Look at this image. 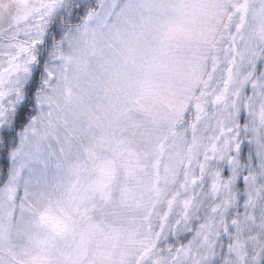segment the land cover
Instances as JSON below:
<instances>
[{"label": "snow or ice", "instance_id": "snow-or-ice-1", "mask_svg": "<svg viewBox=\"0 0 264 264\" xmlns=\"http://www.w3.org/2000/svg\"><path fill=\"white\" fill-rule=\"evenodd\" d=\"M9 2L0 0V10ZM154 7L146 0H33L16 18L0 15V157L11 160L0 169V264H52L51 251H63L53 239L29 237L19 246L23 231L13 225L28 216L50 237L77 241L66 264H264V102L257 109L264 49L240 45L248 0H219L220 36L215 26L197 34L203 64L182 91L169 90L170 136L184 152L162 173L167 140L142 153L123 126L128 113L150 112L146 101L159 94L151 73L164 66L145 67L141 57ZM66 29L83 44L76 57L56 51ZM159 31L163 46L185 27L168 22ZM30 108L47 120L35 142L29 137L40 121ZM48 138L70 161L71 179L62 190L36 181L30 192L26 178L21 194L22 173L45 163L41 140ZM149 155L152 183L121 189L122 204L142 215L129 227L105 228L94 218L104 212L96 202L107 204L118 173L134 178ZM85 174L94 176L85 183Z\"/></svg>", "mask_w": 264, "mask_h": 264}, {"label": "clouds", "instance_id": "clouds-1", "mask_svg": "<svg viewBox=\"0 0 264 264\" xmlns=\"http://www.w3.org/2000/svg\"><path fill=\"white\" fill-rule=\"evenodd\" d=\"M33 0H28L27 7L32 6ZM94 3L95 0H92ZM155 7L152 10L151 27L147 32L141 57L144 66L161 64L164 67L160 70H154L151 73L152 79L159 87V94L155 98H149L146 103L150 106V112L133 111L128 113L127 119L124 121L125 134L133 141L137 150L150 152L153 145L159 144L162 140H167L165 144V156L167 162L178 159V154L184 152L183 145L173 141L170 136L171 115L172 110L168 100L169 90L182 91V89L190 82L193 76V68L197 65H202L205 56V45L202 40L197 39L198 33H204L211 26L217 27V36L222 32V25L217 24V5L219 0H146ZM249 12L244 30V39L240 41L241 46H247L251 49L259 51L264 49V34L259 29L264 28V0H248ZM168 22L181 23L185 27V31L180 32L168 39L162 46L160 41L161 32L159 28L162 24ZM67 39L64 41L61 48L57 49V53L65 57H76L83 50L82 42H79V37L74 29H66ZM59 40L60 37H57ZM60 68V62H56ZM264 67V65H261ZM143 70V69H142ZM74 64L69 65V74L76 73ZM259 74V73H258ZM264 102V97L257 101V109L260 103ZM47 109H44L46 113ZM32 115L37 116L38 135L30 136L29 141L35 142L44 131L47 120L46 116H41L39 111L32 110ZM191 113H188L190 116ZM185 117V119L188 118ZM63 134L62 131L60 133ZM43 146L42 160L44 164H33L32 173L24 170L21 176V193L23 192V183L27 178L29 191L36 190V181H40L41 185L45 182L50 186L59 185L61 190L65 184L71 179L65 175V171L69 167L70 161L65 159L59 151V145L54 138L41 140ZM51 145V147H49ZM28 150V144L25 145V151ZM150 158L151 155H149ZM80 158L83 160V153H80ZM75 159V157H73ZM57 163L60 164L57 170ZM145 163V160H142ZM88 169L92 168V163L85 161ZM149 175L143 179L147 184H151V168L148 167ZM94 174H85L83 180L87 183L92 179ZM123 182V175L120 174L116 181L111 186V199L107 204L97 201L98 207H103V215L94 214V218L98 222H102L107 228L112 224L127 225V217L135 215L140 217L141 211L133 212L129 207L124 206L121 202L120 186ZM53 199H58L59 191L51 193ZM33 216H28L16 225L14 228H20L23 231V236L17 241L22 248L28 243L29 237H34L38 240L53 239L58 248L63 251L57 252L52 250L50 255L52 264H66L67 256L61 242L66 238L50 237L46 232L32 224ZM82 222H77V229L83 230ZM35 251V249H33ZM28 259L27 256L24 257Z\"/></svg>", "mask_w": 264, "mask_h": 264}, {"label": "rangeland", "instance_id": "rangeland-1", "mask_svg": "<svg viewBox=\"0 0 264 264\" xmlns=\"http://www.w3.org/2000/svg\"><path fill=\"white\" fill-rule=\"evenodd\" d=\"M27 3H28V0H10L8 7L5 8V9L0 10V15H2L4 17L16 18L18 15L21 14L22 10L27 7ZM136 149H137V147H136ZM140 152L143 153L145 151L143 149H141ZM159 159H160V170H161V173H162L164 165H165V163H167V157L164 154ZM144 160H145V163H143L142 171L139 174H137L134 178L127 177L123 172L118 173V176L120 174L123 175V182L121 183V186H120V192H121L122 186H124V185H133V184H135V185H146L147 182L144 181L143 178L145 176L149 175V171H148V167L149 166L151 168L150 178H151V183H152V181L154 179L153 169H152V163H153L152 158L147 156ZM10 166H11V160H10V158H8V168H10ZM37 166H39V164H37ZM129 208H130V210L135 212V208L134 207H129ZM136 218L137 217L135 215H129L127 217V225L112 224V225H109L108 227H111V226H115V227H121V226L129 227L131 225V223ZM76 243H77V241L72 236L66 237V239L61 242L62 247L66 250L65 251L66 256H67L68 253L72 252V250L76 246ZM95 244H96L95 240H92L88 244V248H89L90 252L95 250ZM67 258L71 259L72 257L71 256H67Z\"/></svg>", "mask_w": 264, "mask_h": 264}, {"label": "trees", "instance_id": "trees-1", "mask_svg": "<svg viewBox=\"0 0 264 264\" xmlns=\"http://www.w3.org/2000/svg\"><path fill=\"white\" fill-rule=\"evenodd\" d=\"M29 111H31V108L29 109ZM8 168V158L6 157H0V169H3V170H7ZM3 180L0 179V183H2Z\"/></svg>", "mask_w": 264, "mask_h": 264}]
</instances>
